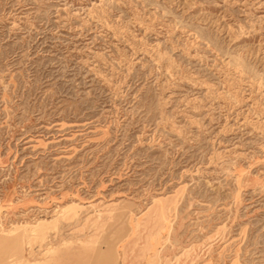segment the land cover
Listing matches in <instances>:
<instances>
[{
  "label": "rangeland",
  "instance_id": "1",
  "mask_svg": "<svg viewBox=\"0 0 264 264\" xmlns=\"http://www.w3.org/2000/svg\"><path fill=\"white\" fill-rule=\"evenodd\" d=\"M0 264H264V0H0Z\"/></svg>",
  "mask_w": 264,
  "mask_h": 264
}]
</instances>
